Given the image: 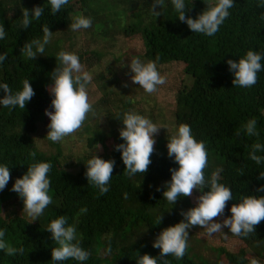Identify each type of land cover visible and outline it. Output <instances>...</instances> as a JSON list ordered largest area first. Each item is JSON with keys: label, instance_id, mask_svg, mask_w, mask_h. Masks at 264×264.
<instances>
[{"label": "trees", "instance_id": "16d2710c", "mask_svg": "<svg viewBox=\"0 0 264 264\" xmlns=\"http://www.w3.org/2000/svg\"><path fill=\"white\" fill-rule=\"evenodd\" d=\"M216 3L185 0V15L196 19L208 5ZM151 4L152 0H68L53 15L49 0H0V24L6 31L0 39V54L7 57L0 62V84L7 83L15 94L29 79L35 92L25 109L0 104V165H7L11 176L0 191V229L6 230L7 244L24 249L13 256L0 250V264H136L144 254L159 256L160 250L152 246L156 237L184 219L181 211L195 207L189 197L179 198L172 206L162 195L165 183L171 180L170 169L179 167L167 155V143L181 124L189 125L193 137L205 144L206 180L222 169L219 182L233 194L224 218L230 217L231 206L245 197L264 196L257 191L264 186V179H257L264 172V162L256 164L249 155L254 143L264 144V70L257 74L254 86L242 88L232 84L234 74L227 64L229 59L238 62L249 50L264 55V0H234L230 15L214 36L192 32L177 17L171 0H164L159 17L153 16ZM37 6L43 8V14L36 20L30 11L31 23L23 28L24 9ZM80 16L91 18L92 26L72 31L71 23ZM44 26L53 35L43 55L37 54L34 60L26 58L23 45L42 40ZM61 51L76 54L83 70L92 74L87 91L95 115L90 113L76 133L52 142L46 136L50 118L45 109L54 111V97L48 88L53 83V70L62 67L56 60ZM135 58L156 62L160 74H166V83L157 86L155 92L171 90L178 109L166 114L159 110L158 102L153 106L147 103L155 92L147 93L132 82L130 63ZM261 63L264 65V60ZM178 66L180 77L170 82L174 76L170 78L169 73ZM186 78L191 81L189 85ZM4 95L0 89V99ZM125 113L144 116L163 127L155 136L152 163L145 174L127 175L121 153L114 147L124 143L119 130L124 127ZM171 118L173 131L166 126ZM253 118L258 136H249L244 128ZM98 145L99 152L92 153ZM31 152L36 153L34 158ZM255 154L264 156V151ZM95 155L115 160L109 191L103 195L85 176L86 163ZM39 162L52 165L48 176L53 202L32 222L23 210L22 198L11 189L29 166ZM61 215L76 228L74 243L90 253L86 261H52V249L59 245L46 228ZM226 234L248 246L264 244V221L247 236H236L224 228L223 237ZM109 246L111 253L106 254ZM226 259L227 264H250L262 258L242 250L227 253ZM165 260L169 264H195L187 249L182 259L169 255L158 258V264Z\"/></svg>", "mask_w": 264, "mask_h": 264}, {"label": "clouds", "instance_id": "9594fccd", "mask_svg": "<svg viewBox=\"0 0 264 264\" xmlns=\"http://www.w3.org/2000/svg\"><path fill=\"white\" fill-rule=\"evenodd\" d=\"M171 2L181 22L186 23L192 32L207 36H214L219 31L220 26L230 15L229 9L234 7V0H217L214 6L208 5L205 11L193 19L185 15L187 8L185 0H171ZM49 3L53 15H55L68 3V0H49ZM163 7L164 0H152L151 11L153 16H161L160 9ZM30 11L31 16L36 20H39L43 14V8L40 6L31 10L24 9L22 26L25 29L31 23ZM91 26V18L80 16L71 23L70 28L72 31H78L88 29ZM52 35L53 32L49 30V27L44 26L43 39L25 43L21 51L26 58L34 60L37 54L43 55L45 46L49 44ZM5 36V27L0 24V39ZM6 58V55L0 54V62ZM57 59L62 67H56L53 70V83L48 88L54 97L51 101L54 111L45 109V115L50 118L49 131L46 136L52 142L63 141L65 137L76 133L83 126L90 113L95 115L87 91L88 85L93 79L92 74L83 70L79 57L74 53L61 51L58 53ZM158 59L159 57H157ZM262 60H264V55L251 50L238 62L231 59L227 60L229 71L234 74L232 84L242 88L254 86L258 80L257 74L264 70ZM130 69L133 73L132 82L138 84L147 93L155 92L157 86L166 83V77L157 70L155 61L145 63L139 58H135L130 63ZM124 86L127 87L128 85L125 84ZM0 89L5 93L4 97L0 99V104L10 109L15 106L25 109L26 103L31 101L35 95L29 79L23 81V89L15 94L12 93L7 83L0 84ZM122 123L124 127L119 130V136L124 143L115 145V150L121 153L127 175L145 174L152 163L150 157L155 151V136L163 127L144 116L133 113H125ZM244 128L249 136L259 135L257 121L254 118L248 120ZM252 149L253 151L249 154L251 160L255 161L256 164L264 162V156L255 154L264 151V144L254 143ZM29 155L34 158L36 153L31 152ZM167 155L174 158L179 167L178 169H170L171 180L165 183L167 188L163 191V197L173 206L181 197H192L194 189L202 194L196 197L195 207L181 211L180 215L184 217L183 220L174 226L165 228L156 237L152 246L160 250L159 256L153 257L144 254L139 256L136 264H158V258L169 255L177 260L182 259L188 247V230L195 226L205 229L207 235L220 233L224 228H228L236 236H247L255 232L256 226L264 221V196L252 195L245 197L238 204H233L230 208L231 216L224 218L222 222H217V218L224 216L227 202L233 200V194L229 187L219 182L222 169H217L212 173L210 179L206 180L204 170L208 166V152L204 142H198L193 137L189 125L181 124L177 134L168 139ZM86 165L85 176L88 184L97 187L101 195L106 194L109 191V182L113 176L115 160H104L95 155L87 161ZM51 168L50 162L34 163L28 167L26 174L16 179L12 185L11 190L22 198L23 210L32 217V222L41 216L45 208L53 202L52 196L49 195L51 181L48 174ZM10 179L9 167L0 165V191L5 189ZM257 179H264V172H260ZM205 188L208 191L205 192ZM159 190L158 188L157 191ZM257 191L264 192V186L258 188ZM86 211V209H81V212ZM161 220L162 215L157 224ZM46 229L59 245V247L52 249L53 262H63L68 259L83 262L89 258L90 253L83 249L79 243H74L77 239L76 228L68 225L67 217L59 216L52 220ZM5 231L0 229V250L5 251L9 256L22 254L24 251L22 247H12L4 240ZM110 253L111 246L106 250V254ZM164 264H169V262L165 260ZM251 264H258V261L253 259Z\"/></svg>", "mask_w": 264, "mask_h": 264}, {"label": "rangeland", "instance_id": "374dc122", "mask_svg": "<svg viewBox=\"0 0 264 264\" xmlns=\"http://www.w3.org/2000/svg\"><path fill=\"white\" fill-rule=\"evenodd\" d=\"M180 70L181 67L178 66L174 68L172 73H169L170 78L174 76L170 82H177L180 77V75L177 76ZM162 76L166 77V74L162 73ZM185 83L186 85H189L191 83L190 79L186 78ZM156 102H158L160 105L159 110H164L166 114L178 109L175 103L174 93L171 90L167 91L163 89L160 93L159 91L155 92L151 98L147 99V103L152 104V106L156 104ZM172 121L173 119L171 118V120L166 123V126L170 127V131L175 129V127L171 125ZM172 133L173 136L177 134V131ZM97 152H99V148H96V150H94L92 153L96 154ZM199 195V191L196 190L195 192L194 189L192 197H189L191 204L194 206H196V197ZM222 218L224 219V217ZM217 222H220L219 218H217ZM223 233L224 229L222 232L213 235H207L206 230L199 227L189 229V236L187 240V253L189 258L195 264H227L229 263L226 259L227 253L239 254V251L244 250L248 255H251L254 258H262L258 264H264V244L255 243L251 246H248L243 243H237L236 239L233 240L232 237L228 236L227 234L226 237H223Z\"/></svg>", "mask_w": 264, "mask_h": 264}]
</instances>
